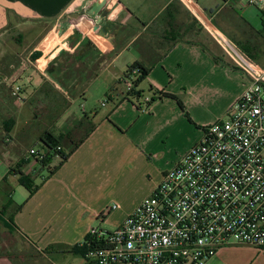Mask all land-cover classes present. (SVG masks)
Instances as JSON below:
<instances>
[{"label": "crops", "instance_id": "obj_1", "mask_svg": "<svg viewBox=\"0 0 264 264\" xmlns=\"http://www.w3.org/2000/svg\"><path fill=\"white\" fill-rule=\"evenodd\" d=\"M98 1L0 0V218L8 219L1 214L8 183L13 205L7 215L13 216L14 228L10 231L0 221V264H83L76 250L87 239L95 219L106 217L110 206L107 193L96 191L95 184L102 173L107 174L111 162L129 166L143 158L146 146L184 115L172 97L179 99L189 122L196 124L197 138L187 150L219 118L194 101L205 100L213 87L227 93L228 109L243 89V73L180 0H105L96 16H90ZM195 1L214 23L220 7L212 0L204 5ZM104 13L108 29L101 32L93 19L105 17ZM66 17L73 26L62 29ZM135 63L150 67L144 81L155 100L148 112L139 103L142 95L126 98L124 74ZM15 86L20 87V100L12 94ZM93 98H99L96 103L102 109L91 106ZM79 100L87 107L80 108ZM164 101L169 105L163 123H154L147 138L124 139L131 129L141 133L137 127L141 117L159 115L155 108ZM81 119H85L83 124L77 125ZM47 133L59 138L64 152L78 144L61 164L57 153L48 156L46 165L28 153L36 149L47 154L49 148L41 142ZM23 160L28 161L22 171L38 185L31 195L18 175L10 172ZM103 166L107 168L102 172ZM45 169L49 176L43 175ZM161 171L162 177L166 171ZM36 177L40 183H35ZM143 198L120 212L116 227Z\"/></svg>", "mask_w": 264, "mask_h": 264}, {"label": "built area", "instance_id": "obj_2", "mask_svg": "<svg viewBox=\"0 0 264 264\" xmlns=\"http://www.w3.org/2000/svg\"><path fill=\"white\" fill-rule=\"evenodd\" d=\"M180 1L243 73V89L227 118L206 126L202 139L119 226L90 228L83 264H205L232 244L264 250V66L230 40L195 0ZM237 3L264 11V0ZM100 19H93L94 27ZM135 73L124 74L127 91ZM19 91L15 86L12 94L20 100ZM28 153L36 160L45 157L36 149ZM117 208L111 204L105 215Z\"/></svg>", "mask_w": 264, "mask_h": 264}, {"label": "rangeland", "instance_id": "obj_3", "mask_svg": "<svg viewBox=\"0 0 264 264\" xmlns=\"http://www.w3.org/2000/svg\"><path fill=\"white\" fill-rule=\"evenodd\" d=\"M212 1L215 2L221 10L215 16L214 20V23L217 24L218 28L242 50L243 46L248 45L251 47L252 53L256 56L254 59L259 64L264 65V39L257 34V32L263 31L260 20V11L256 7L249 5H244L240 8L237 0ZM198 3L200 5H204L207 3V0H198ZM67 20L68 18L66 17L64 21ZM46 39L41 42L43 43ZM56 42L57 39L55 38L51 47H53ZM42 43H40V45ZM222 53L224 52L222 51ZM224 64L229 66L228 61H224ZM232 65L235 66L233 63ZM120 88H124V85H121ZM139 90L142 95L139 103L141 104L142 110L148 112L147 110L150 106H148L147 101L154 98L153 92L150 90L149 83L147 81H143L139 86ZM209 90L208 97L200 102L195 100V104L197 103L196 105L205 109V112L208 107L211 113L216 112L218 113L219 118L226 119L227 111L229 109H227L229 101L226 95L227 93L223 94L222 92H219V89L213 87H210ZM96 94V92H93L94 97L98 96V94ZM172 98L175 100L176 106L178 108L180 106L181 110L184 111V115L182 117L179 116V118L176 117L174 121L171 122V125L156 136L155 142H151L148 146H146V151L143 150V158L131 161L129 166L113 161L114 163L111 162L112 164L110 163L111 166L108 168L104 167V165L100 169L103 172V169L106 170L107 168V174H109V177H107V174L104 175L102 173V176L95 184V190L97 191L98 189H103L101 191L107 193L106 200L110 203L109 205L116 203L119 204L121 208L112 211L110 214H106V217L96 218L92 227H102L106 230H113L116 227V222L122 214L120 212L123 209L136 204L140 198H143L152 182L157 179L159 175L161 177V173L163 172L161 170H170L173 167V165H171L173 162L177 163V161H179L192 146L202 139L203 133L200 137L201 139L186 150L189 144L194 142L197 138V132H195L196 124L189 122V115L179 99H176L175 96ZM96 100L99 101V98H93V100H91V106L94 104L93 106H97L98 109H102L100 105H97L98 103L96 102L98 101ZM81 101L83 100H79V103H77L78 106L80 108H82V106L87 107L85 102ZM177 102L180 103L177 104ZM168 105V101H164L159 104V106L155 108L159 114L157 116H153L152 114L150 115L149 113L147 116L141 117L137 125V127L141 128V133L137 134L135 129H131V131L125 135L124 139L139 140L140 138H147V134L152 132L151 128L154 123H163V121L166 120L165 115L167 111L165 110ZM134 122L135 121H132L133 124ZM142 127H144L146 132L142 131ZM136 136H138V138H135ZM37 146L38 148H41L40 145ZM125 167L128 168L125 170ZM43 175L49 176L48 169L44 170ZM34 181L35 183H40V177H36ZM102 219L105 221L102 222ZM205 264H264V250L246 244H232L223 247Z\"/></svg>", "mask_w": 264, "mask_h": 264}, {"label": "trees", "instance_id": "obj_4", "mask_svg": "<svg viewBox=\"0 0 264 264\" xmlns=\"http://www.w3.org/2000/svg\"><path fill=\"white\" fill-rule=\"evenodd\" d=\"M259 11H260V20H261V23H262L263 31H259V32H257V34H259L264 39V12L261 11V10H259ZM205 49L208 50L207 48H205ZM208 51H209V53H211L212 56H214L217 59V56L213 52H211L210 50H208ZM243 51H245L252 59H254V57H256L255 54L252 53L251 47H249L248 45L243 46ZM231 64L228 62L229 66H232ZM131 70H136V73H135L134 79H133V86H132V88L130 90L127 91L126 98L130 97V98H133V99H138L141 96V91L138 89V87L147 78V76L149 74V71H150V67L149 66H144L141 63H135L132 66H129L126 72L131 71ZM162 93L163 92H160V96L159 97H161ZM154 100H155V98L151 99L150 101H147L148 106ZM84 120L85 119H81L76 124L77 125H82ZM93 128H94V126L92 125L87 130L86 136H88L90 134V132L93 130ZM84 139H85V137L81 140V142ZM41 142H42L43 146H46L47 148H49V151L47 152L45 157L42 160H40L43 165H46L49 162L48 156L52 155L53 153L54 154L55 153L59 154V156L61 158V162H60V164H61L62 162H64L65 160L68 159V157L73 153L74 149L78 146V144H77L74 148H72L71 150H69L67 152H64L61 148H60V150H58V149H56V147L60 146L59 145L60 144L59 138L54 137L53 135H51L49 133L46 134V138H44ZM27 161L28 160L21 161L19 164L16 165V167L12 168L10 170V172H13L14 174L18 175L19 182L21 183V185H23L28 190L29 194L31 195L37 190L38 185H35L33 183V180L31 179V177L29 175L25 174L22 171V168H23V166L25 164H27ZM53 170H51V171H53ZM4 183H5V181H4ZM5 184H6V186L3 189V194L5 195L7 201H6V204L4 205V207H3L2 211H1V214L3 216L5 215V217H7L8 219L5 220L3 218H0V221L10 231H13L14 228L11 225L13 223V216L12 215H7V210L9 209V207H11L13 205V202H12V200L10 198L11 197L10 195L12 193V189L9 186L8 183H5ZM22 205L23 204L15 206L14 213L19 211L21 209ZM88 238L89 237H87L86 240H88ZM86 240H85V242H86ZM85 242L81 246H79L77 248V250H76L81 255L83 254V251L85 249Z\"/></svg>", "mask_w": 264, "mask_h": 264}, {"label": "water", "instance_id": "obj_5", "mask_svg": "<svg viewBox=\"0 0 264 264\" xmlns=\"http://www.w3.org/2000/svg\"><path fill=\"white\" fill-rule=\"evenodd\" d=\"M104 2H105V0H99V1L97 2V4L95 5L93 11L89 13L90 16H94V17H95V16H96V13L100 10V7L104 4ZM104 16H106V13H104ZM100 18L102 19V21H101V23H100L99 25H97L96 28H99V30H100L101 32H102V31L104 32V31H106V30L108 29V26H106V24H105L106 17L100 16ZM68 23H69L68 20H67V21H64V22L62 23L61 28H62V29L65 28V27L68 25Z\"/></svg>", "mask_w": 264, "mask_h": 264}, {"label": "bare ground", "instance_id": "obj_6", "mask_svg": "<svg viewBox=\"0 0 264 264\" xmlns=\"http://www.w3.org/2000/svg\"><path fill=\"white\" fill-rule=\"evenodd\" d=\"M48 43H49V41H48ZM48 43H46L45 45H47Z\"/></svg>", "mask_w": 264, "mask_h": 264}]
</instances>
